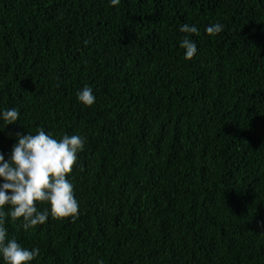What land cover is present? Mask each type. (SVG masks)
<instances>
[{
  "label": "trees",
  "instance_id": "obj_1",
  "mask_svg": "<svg viewBox=\"0 0 264 264\" xmlns=\"http://www.w3.org/2000/svg\"><path fill=\"white\" fill-rule=\"evenodd\" d=\"M0 264H264V0H0Z\"/></svg>",
  "mask_w": 264,
  "mask_h": 264
}]
</instances>
